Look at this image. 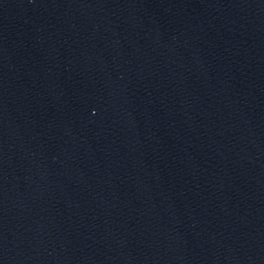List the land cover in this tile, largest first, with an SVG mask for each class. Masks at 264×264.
Returning a JSON list of instances; mask_svg holds the SVG:
<instances>
[{
	"label": "water",
	"instance_id": "water-1",
	"mask_svg": "<svg viewBox=\"0 0 264 264\" xmlns=\"http://www.w3.org/2000/svg\"><path fill=\"white\" fill-rule=\"evenodd\" d=\"M0 264H264V0H0Z\"/></svg>",
	"mask_w": 264,
	"mask_h": 264
}]
</instances>
